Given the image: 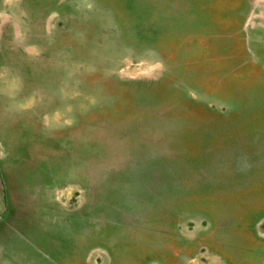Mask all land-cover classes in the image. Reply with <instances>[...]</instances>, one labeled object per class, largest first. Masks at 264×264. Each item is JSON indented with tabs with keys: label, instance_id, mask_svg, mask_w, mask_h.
Listing matches in <instances>:
<instances>
[{
	"label": "rangeland",
	"instance_id": "obj_1",
	"mask_svg": "<svg viewBox=\"0 0 264 264\" xmlns=\"http://www.w3.org/2000/svg\"><path fill=\"white\" fill-rule=\"evenodd\" d=\"M0 264H264V0H0Z\"/></svg>",
	"mask_w": 264,
	"mask_h": 264
}]
</instances>
